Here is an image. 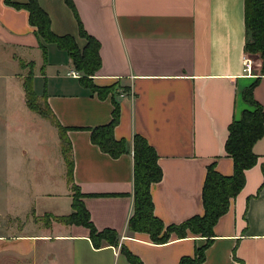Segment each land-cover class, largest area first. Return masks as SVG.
Segmentation results:
<instances>
[{
	"label": "crops",
	"instance_id": "1",
	"mask_svg": "<svg viewBox=\"0 0 264 264\" xmlns=\"http://www.w3.org/2000/svg\"><path fill=\"white\" fill-rule=\"evenodd\" d=\"M37 1L53 34L73 37L83 50L88 42L80 35L81 24L99 43L101 66L91 83L114 87L116 93L101 98L82 83L66 50L56 44L42 48L29 11L0 0V116L10 117L11 124L22 116L28 121L42 118L26 111L20 79L31 67L36 95L45 96L60 125L70 129L73 181L87 196L82 202L95 229L116 232L118 244L143 264H180L184 257L193 258L206 238L173 235L160 245L148 234L129 231L135 212L133 141L144 138L162 170V180L151 186L154 215L166 226L204 215L209 167L214 165L224 177L234 175L225 146L231 124L254 110L245 92L253 89L255 102L264 108V75L254 72L253 65L251 73L245 69L246 0H71L74 10L66 0ZM38 79L46 80L41 95L36 92ZM114 101L119 106L114 137L125 140L130 150L116 159L92 142L88 130L111 123ZM50 133L51 142L36 140L49 182L24 190L18 208L11 199L8 205L0 200L5 202L0 205V264H131L114 246L96 248L84 226L54 223L35 230L27 221L31 213L38 218L73 213L62 141L52 126ZM253 152L257 163L245 172L243 190L214 226L204 264H264V137ZM39 157L28 167L29 175L36 172ZM55 169H60L57 181ZM26 171L18 174L32 180ZM11 220L23 221L28 229L9 233L4 228Z\"/></svg>",
	"mask_w": 264,
	"mask_h": 264
},
{
	"label": "trees",
	"instance_id": "2",
	"mask_svg": "<svg viewBox=\"0 0 264 264\" xmlns=\"http://www.w3.org/2000/svg\"><path fill=\"white\" fill-rule=\"evenodd\" d=\"M7 4L15 8H24L29 11L30 24L36 28V33L42 42V48L48 44H56L60 49L66 50L75 67L82 73V83L90 86L101 98L110 93L114 96L116 90L111 88H96L91 83V77L100 69L99 43L88 36L80 24V35L88 42L87 46L80 50L76 41L71 36L58 37L51 31L49 16L39 7L37 0H29L26 4H19L14 0H6ZM67 4L74 10L71 0ZM245 25L247 30L246 54L259 56L261 74L264 75V0H246L245 3ZM251 36V38H250ZM251 39V41H250ZM26 105L29 110L48 119L59 132L62 141V154L68 169V182L74 185L71 142L68 138L70 129L60 125L45 96L38 97L33 87L32 73L23 83ZM244 98L253 107V111H245L239 121H234L229 128V136L225 146L228 157L234 161V175L224 177L220 175L215 166L208 169L203 188L204 215L195 216L180 225L166 226L154 215V204L151 196V186L162 180V170L158 165V156L153 147L147 141L135 136L133 141L134 155V198L135 212L129 222V231L133 234H148L154 244H167L174 235L178 239H186L189 234L207 239V243L197 248L195 256L184 257L180 264H204L205 251L211 244L213 229L218 220L225 215L231 200L236 198L243 190L246 178L245 172L253 168L257 163V156L253 152L254 144L264 137V108L255 102L253 89L245 92ZM47 110H45V109ZM119 123V106L114 101L113 117L110 124L88 129L91 132L92 142L112 158L130 154L125 140H116L114 129ZM75 186V185H74ZM86 195L78 192L73 196V213L66 217H55L57 223L65 226H84L90 231V239L96 248L104 243L111 246L119 242L118 235L112 230L98 232L91 222L90 215L82 200ZM53 218L52 215H46ZM124 255L131 264H143L140 259L132 255L125 248Z\"/></svg>",
	"mask_w": 264,
	"mask_h": 264
},
{
	"label": "rangeland",
	"instance_id": "3",
	"mask_svg": "<svg viewBox=\"0 0 264 264\" xmlns=\"http://www.w3.org/2000/svg\"><path fill=\"white\" fill-rule=\"evenodd\" d=\"M247 56H248L247 58L252 62L254 72H260L262 62L259 56H256L254 54H247ZM29 68L26 69V71L21 75L22 79L20 80L22 84L24 83V80L27 78L26 76L30 75ZM80 75L83 74L81 73ZM45 84H46V80L44 79H38V81L36 82L35 86L38 95H41V92L43 91V87L45 86ZM26 111H28L27 114L30 113V115L34 119L39 118V115L32 113L29 110ZM2 113H4V111H0V114ZM9 118L2 115L0 116V200L6 201L7 199L8 200L11 199L13 201L12 204L13 205L15 204L14 206L18 208L20 207L21 204L20 202L24 199V195H23V193L25 192L24 190L30 187L33 188L35 184L37 185L40 183L49 182L48 179H50V173L46 171L43 172L44 163L40 160L42 157H44L43 150L39 148L36 140L39 137H43L44 139H47V141L51 142V140H53L51 139L53 138V136L50 133L51 126L53 127V129H57V128L52 122H50L48 119H45L43 117L39 118L40 119L39 121L38 120L28 121L26 116L25 117L22 116L20 118L17 117V118H13V120L14 119L16 120L15 123L13 124H11ZM24 124H26V126L22 127V125ZM45 129H49V133L46 132ZM29 151H34L36 154L32 157V154ZM37 154H39L40 157ZM35 157L37 158L39 157V159L35 161V165H33V168L36 169V172L33 171L34 174L29 175L28 167L31 165ZM26 167H27L26 175L29 177V179L32 180H25L21 178V175L24 176V173L20 171H23L24 169H26ZM18 173H21V175H19ZM59 173H60V169L59 171L55 169V173L53 174L54 181H57L59 179L58 177ZM67 178H68V172H67ZM69 186L72 194L77 197L79 191L76 188V186L72 184L71 185L69 184ZM8 200L6 201L7 205L9 204ZM2 202H0V205ZM20 210H22V208H20ZM27 221L32 223L34 227L33 229L35 230L40 229V227L42 228L50 227L54 223H57L55 221L54 216L53 218H50L45 215L43 217L38 218L34 215V213L28 215ZM6 224L7 227L4 229L9 233L11 232L13 234H22L25 233L26 230L28 229L25 227L26 225L21 220H11L10 223L7 222ZM114 247H116L117 253H121L122 255H124V251H125L124 246L117 244L114 245Z\"/></svg>",
	"mask_w": 264,
	"mask_h": 264
},
{
	"label": "built area",
	"instance_id": "4",
	"mask_svg": "<svg viewBox=\"0 0 264 264\" xmlns=\"http://www.w3.org/2000/svg\"><path fill=\"white\" fill-rule=\"evenodd\" d=\"M245 69H246V72L251 73L252 62H251V60H249L248 58H246V60H245ZM71 75H72L73 77L78 76L77 73H71Z\"/></svg>",
	"mask_w": 264,
	"mask_h": 264
}]
</instances>
